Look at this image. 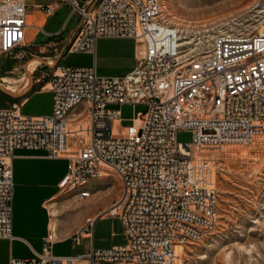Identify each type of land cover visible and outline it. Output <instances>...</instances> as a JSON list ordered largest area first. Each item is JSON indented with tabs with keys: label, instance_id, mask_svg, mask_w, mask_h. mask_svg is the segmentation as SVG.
<instances>
[{
	"label": "built area",
	"instance_id": "2783aa9c",
	"mask_svg": "<svg viewBox=\"0 0 264 264\" xmlns=\"http://www.w3.org/2000/svg\"><path fill=\"white\" fill-rule=\"evenodd\" d=\"M80 17L69 52H95L100 38L144 43L134 70L100 76L95 67L59 66L51 80L52 111L33 115L18 105L0 106V239L10 240L13 213V159L16 149H43L50 158H67L60 193L88 197L103 165L119 177L121 192L112 208L125 244L72 256H56L51 231L31 261L10 264H177V249L213 234L218 194L210 161L194 159L195 148L250 144L264 134V0L261 31L219 32L208 51L185 61L169 45L150 42V25L160 0H60ZM28 0H0V56H24ZM45 8L52 16L56 9ZM169 37V35H166ZM142 105L120 129L121 106ZM83 144L67 155L71 114ZM190 131V142L176 133ZM106 169V168H105ZM89 215L74 233L75 247L94 238L99 216Z\"/></svg>",
	"mask_w": 264,
	"mask_h": 264
},
{
	"label": "rangeland",
	"instance_id": "374dc122",
	"mask_svg": "<svg viewBox=\"0 0 264 264\" xmlns=\"http://www.w3.org/2000/svg\"><path fill=\"white\" fill-rule=\"evenodd\" d=\"M28 1L31 14L35 3L49 0ZM262 8L260 0H160L158 19L164 24L179 26L175 29L182 32V36L178 33L182 45L191 43L180 48L181 60L185 61L208 51L219 32L259 29ZM71 12L69 5L62 6L50 17L42 34L33 40L30 34L34 27L30 26L27 31L30 45L24 56L18 52L0 56V106L17 104L21 112L33 115L51 111L50 82L57 69L54 56L63 54L65 49L62 50L61 38H46V34L59 31L65 23V28H69L73 24L68 25L67 21ZM99 40L94 54L69 53L62 64L83 67L96 64L100 76L122 77L135 69L139 60L134 57L137 46L134 39L104 37ZM149 40L153 41L150 37ZM138 44L144 49V43L138 41ZM29 96L30 100L23 105ZM120 108L121 130L131 123L137 111L143 110L142 105ZM68 140L66 154L74 155L84 144L79 138L78 125L69 126ZM176 140L190 142L192 133L180 130ZM195 154H200L195 159L204 157L210 161L218 194V220L213 234L185 248L177 263L264 264V134L250 144L198 149ZM103 166L109 177L92 180L88 197L81 199L75 194L62 193L57 199L62 205L60 230L65 238L77 232L87 216L106 211V216L96 220L93 242L85 239L78 247L72 241L63 242L54 248V255L86 253L92 243L95 249L101 250L125 244L123 225L110 213L121 192V183L112 169Z\"/></svg>",
	"mask_w": 264,
	"mask_h": 264
},
{
	"label": "crops",
	"instance_id": "0c3cea01",
	"mask_svg": "<svg viewBox=\"0 0 264 264\" xmlns=\"http://www.w3.org/2000/svg\"><path fill=\"white\" fill-rule=\"evenodd\" d=\"M65 4L69 5L67 2L60 0L35 3V11L31 14L28 12V22L34 27V31L32 30L30 34L31 40H33V38H38L42 34L48 25L50 17ZM47 5L56 9V12L52 16L46 13L45 8H38V6ZM67 21L68 25L73 22L69 28H65L67 25L65 23L59 31H54V33L47 32L46 34V38H61V43L63 44L62 50L65 49L63 54L58 53L54 56V61H57V67L72 66L62 64V61L67 58L69 53H77L69 52L68 50L79 30L80 17L74 14L69 16ZM99 41L100 40L97 41V44ZM144 50L145 49H142L137 42L134 57L139 60ZM94 53L95 52L90 54ZM88 67H95L98 73L96 64ZM50 95L52 98L51 93ZM31 96L26 98L22 104L24 105L28 102ZM77 118L78 114L77 111H75L71 114L69 126L78 125V123H76ZM68 164L69 160L67 158H50L43 149L19 148L15 150L13 159L12 202L13 238L10 240L0 239V264H10L12 260L31 261L36 259L37 254L42 252L44 240L54 228L53 226L55 223H58V233L57 240L53 245V252L54 248L59 246V244L72 241L75 232L70 235V237L66 238L63 237L61 233L60 229L63 223L61 221L60 212H62V205L59 200H57L61 194L59 183L67 173ZM103 216H106V214ZM56 256L66 257L65 255Z\"/></svg>",
	"mask_w": 264,
	"mask_h": 264
},
{
	"label": "bare ground",
	"instance_id": "6f19581e",
	"mask_svg": "<svg viewBox=\"0 0 264 264\" xmlns=\"http://www.w3.org/2000/svg\"><path fill=\"white\" fill-rule=\"evenodd\" d=\"M161 11V10H160ZM161 15V14H160ZM32 26L31 24H29L28 28ZM259 29L258 31H261L262 29V24L259 25ZM165 27H171L173 29H169V28H165ZM175 27H179V26H171V25H167V24H164L162 23L161 21H159V19L157 18L151 25H150V29L152 30L151 31V34L148 36V40H149V37L152 39V40H157V42L159 44H162V45H170L172 47H174L176 50H177V56L179 59H181V56H180V48H182L183 46L185 45H190L191 43H188V44H185V45H182L180 42V36H182V32L181 30L178 32V30L175 29ZM179 33V35H178ZM166 35H169V37H166ZM150 41V40H149ZM151 42V41H150ZM4 80V79H3ZM257 138V137H256ZM255 138V139H256ZM227 145H235V146H239V145H242V144H226V145H223V146H227ZM221 147V146H220ZM198 149H210V148H195L193 150V153H194V159H195V156H198L200 154H195V151L198 150ZM105 170H102V173H101V176L103 177H109V173L107 174L106 172H104ZM86 195H90V194H86ZM114 210V209H113ZM113 210L110 211V213H113ZM109 213V214H110ZM54 228L52 229V231L55 233L56 237H57V227H58V223H55ZM180 251V252H178ZM176 255H181L183 254L181 252V249H177L176 251ZM178 264V263H177Z\"/></svg>",
	"mask_w": 264,
	"mask_h": 264
}]
</instances>
